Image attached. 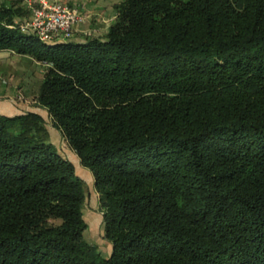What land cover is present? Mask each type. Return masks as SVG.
<instances>
[{
  "label": "trees",
  "instance_id": "trees-1",
  "mask_svg": "<svg viewBox=\"0 0 264 264\" xmlns=\"http://www.w3.org/2000/svg\"><path fill=\"white\" fill-rule=\"evenodd\" d=\"M114 8L103 36L43 41L0 0V51L45 65L36 102L111 246L44 118L0 113V264H264V0Z\"/></svg>",
  "mask_w": 264,
  "mask_h": 264
},
{
  "label": "rangeland",
  "instance_id": "rangeland-1",
  "mask_svg": "<svg viewBox=\"0 0 264 264\" xmlns=\"http://www.w3.org/2000/svg\"><path fill=\"white\" fill-rule=\"evenodd\" d=\"M81 1L75 0V2L79 3ZM83 1L87 9L94 10L97 13L94 14V19L101 14L103 15L102 19L104 18L108 22L110 19H114L112 17L115 14L114 5L122 0ZM7 2H14L16 5L23 6L22 14L27 18L30 16L27 13L26 0H7ZM84 5L83 11H85ZM45 69L46 67L43 63L36 61L28 55L18 54L10 50L0 51V113L16 115L32 111L40 114L45 120V128L50 134V139L53 138L55 145L61 150L66 149L68 152L70 148L66 141L52 126L46 110L36 102V97L43 82ZM86 192L87 202L85 203L83 213L88 228L84 233V237L90 243L95 244L100 253L107 257L111 252V246L104 238L102 213L99 204L95 205L94 208L91 207L95 203L96 194L92 186H86Z\"/></svg>",
  "mask_w": 264,
  "mask_h": 264
},
{
  "label": "built area",
  "instance_id": "built-area-1",
  "mask_svg": "<svg viewBox=\"0 0 264 264\" xmlns=\"http://www.w3.org/2000/svg\"><path fill=\"white\" fill-rule=\"evenodd\" d=\"M30 16L18 27L43 41L68 39L79 23L86 19L83 4L71 5L62 0H26Z\"/></svg>",
  "mask_w": 264,
  "mask_h": 264
},
{
  "label": "crops",
  "instance_id": "crops-1",
  "mask_svg": "<svg viewBox=\"0 0 264 264\" xmlns=\"http://www.w3.org/2000/svg\"><path fill=\"white\" fill-rule=\"evenodd\" d=\"M64 2H67L71 5H80V4H85L83 3L84 1L82 0L81 3L79 2H75V0H62ZM86 5H84V13L86 15V19L82 22L79 23L73 33L72 39L75 41H85L87 38L89 37H98V36H103L109 26L114 22L115 20V14L112 16L114 17V19H108L109 21L106 22L104 20V18L102 19L103 15L99 14L95 19H94V14L95 13L94 10H90L87 9V7H85ZM90 18V19H89ZM1 51H7V50H1ZM57 132H59V130L55 129ZM53 134V133H51ZM56 134V133H54ZM60 134V132H59ZM53 137V136H52ZM52 142L55 144V142L53 141V138L51 139ZM56 147L58 148L59 152L61 155H63L64 157H66L67 159H69L75 166L76 168V172L78 174V176H80L83 181L85 182V186H92L94 189V185H93V176L91 174L90 171H88L86 168H84L83 166H81L79 159L76 155V153H74V151H72L71 149H68V152L66 151V149L61 150L57 145ZM82 173V174H81ZM95 191V189H94ZM96 194V200L94 205H91L92 208L95 207V205H98V193L95 191ZM95 198V197H94ZM87 202V199H86Z\"/></svg>",
  "mask_w": 264,
  "mask_h": 264
}]
</instances>
